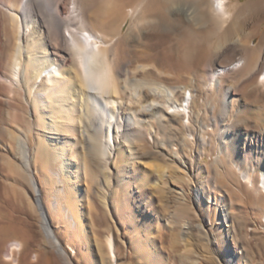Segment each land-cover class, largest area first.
Segmentation results:
<instances>
[{"label":"bare ground","instance_id":"obj_1","mask_svg":"<svg viewBox=\"0 0 264 264\" xmlns=\"http://www.w3.org/2000/svg\"><path fill=\"white\" fill-rule=\"evenodd\" d=\"M224 1L0 0V211L10 206L14 214L20 213L32 223L37 221L43 240L54 248L53 254L60 264L70 263L63 259L64 252L48 225L31 164L33 158V161L44 165L50 175L59 178L50 167L52 158L48 149L36 134L41 132L42 118L55 116L65 133L74 134L75 125L79 126L78 120L84 117L91 126L90 131L95 134L99 129L96 109L99 100H110L99 103L98 108L111 119V110L118 107L112 99L122 93L127 94L129 102L143 99V96H157L167 99L169 105L163 113L158 104L147 100L135 108L136 112L133 109V114L128 112L133 116V123L126 130L138 125L140 128L143 124L141 119H135L137 114L140 118H155L159 124L163 120L175 123L178 111L186 114L196 104L193 90L196 77L189 80L190 84L182 82L184 73L192 71L206 74V87H214L217 93H221L219 119L224 121L231 112L229 106L235 89L233 86L223 88L222 80L230 78L235 82L243 77L245 82L240 92L245 93V102L253 109L237 110L241 122H235L229 131L223 130L220 147L222 150L226 143L233 149L238 164L249 161L255 166L241 171L239 166L231 165L250 188H255L252 175L258 170L260 186L257 190L264 192V47L253 56L247 47H242V55L232 51V43H237V38L243 35L250 22L257 23L256 31L262 26L264 28V0H249L243 4ZM216 36L220 37L219 42L217 39L213 41ZM10 94L20 95L27 107L32 104L36 120L26 119L20 107L11 106ZM13 118L18 122H10ZM111 121L106 125L108 146L114 144L112 139L118 132ZM58 127L48 125L45 133L56 135ZM162 127L161 123L159 128ZM234 130L235 137L232 136ZM33 132L36 134L34 139L31 138ZM81 132L88 145L98 150L99 142L84 128ZM37 139L39 142L35 144ZM45 139L52 142L56 138L46 136ZM137 143L131 142L130 146ZM127 145L124 142L120 148L123 171H127L128 178H134L138 192H143L144 187L151 190L157 184L163 186L164 191L170 190L167 168L147 160L129 163L130 151L125 150ZM241 150L248 156L246 162L243 161L245 158L238 157ZM59 159L63 167L70 164L65 163L68 158ZM75 159L83 169L82 154L76 153ZM80 176L81 172L75 176L76 182H81ZM25 179L30 185L29 197L19 189L20 182ZM62 189L58 188L52 210L62 212L64 220L77 231L79 219L59 198ZM87 206L90 203L85 189L84 197L78 199V213L83 214L88 208L84 212L82 208ZM225 219L224 214L222 223ZM4 220L0 217V227L5 225ZM134 227L138 232L147 230L143 222ZM107 246L113 256L112 237H108ZM138 248L139 245L134 244L136 251ZM142 249L139 250L141 259L156 264ZM22 250L21 241L4 243L0 236V264H20ZM28 258L27 254L24 259Z\"/></svg>","mask_w":264,"mask_h":264},{"label":"rangeland","instance_id":"obj_2","mask_svg":"<svg viewBox=\"0 0 264 264\" xmlns=\"http://www.w3.org/2000/svg\"><path fill=\"white\" fill-rule=\"evenodd\" d=\"M247 1L249 0L224 2L243 4ZM256 29L257 23L250 22L246 25L243 35L237 38V43H232V51L242 55V47H247L251 56L256 55L264 47V28L262 26L258 31ZM217 37H213V41L217 39L219 42L220 37ZM189 74L184 73L182 82L190 84L189 80L196 77L193 84L196 104L186 114L178 111L175 123L161 121L162 126L167 124V129H160L161 123L157 119L140 118L137 114L134 115L135 119H141L145 123L140 128L139 125L133 128L135 131L126 130L133 123V116L130 114L134 110L136 112L139 105L141 107L147 100L158 104L163 113L167 111V99L157 96H143L140 101L129 102L127 94L121 93L119 97L111 98L118 105L111 110V119L98 108L99 103H108L110 100L100 99L96 105L100 117L97 126L100 131L98 129L95 134L90 131L91 126L84 117L78 120L79 126L74 124V134L65 133L64 128H60L59 119L54 115L51 119L42 118L41 132L36 134L39 135L41 144L48 149L52 158L50 167L59 178L50 175L49 170H45L44 165L33 161V158L32 171L38 180L40 201L48 225L64 252L63 259L70 264H149L139 256L141 248L149 253L150 260H155L156 264H264V192L257 190L260 186L259 172L257 170L252 175L255 188H250L231 165L239 166L241 171H248L252 163L248 161L246 164H238L233 149L226 143L222 150L220 147L223 130L229 131L235 122H241L242 118L237 117V110L247 107L253 109L246 104L245 93L240 92L245 80L243 77L235 82L230 78L222 80L223 88L233 86L235 89L232 104L229 106V117L222 121L219 119L222 108L221 93H217L214 87H206V74L203 72L191 71ZM175 97L178 102L179 95ZM9 98V101L12 99V103L8 101L9 104L20 107L26 119L29 117L36 120L32 104L27 107L18 94H10ZM131 108L134 109L133 112ZM109 121L118 132L113 136L114 144L108 146L105 134ZM10 122L18 121L13 118ZM48 125L59 126L56 135L45 133ZM83 128L99 142V153L88 145L85 135L81 136ZM235 133L234 130L233 137ZM36 134L33 132L31 138H36ZM46 136L56 139L46 142ZM39 139L37 142L35 140V144ZM123 141L126 145L129 144L125 147V150L130 151L129 163L147 160L167 168L166 174L171 178L167 179L170 190L164 191L163 186L157 184L151 190L144 187L143 192H138L134 178H128L127 171H123L120 154ZM130 141L138 143L130 146ZM76 153L83 156V169L74 160ZM245 155L242 150L238 153L239 159L245 158L244 162L249 160ZM59 158H68L69 161L66 160L65 163L70 164L61 166ZM80 172L81 182H76L75 176ZM20 183L19 189L29 197V181L25 179ZM58 188H63L59 197L63 204L79 219L77 231L64 220L62 212L52 210ZM85 189L90 206L82 208V212L88 209L83 214L79 212L80 215L77 210L78 199L84 197ZM224 214L226 219L222 223ZM0 217L5 219V225L0 227V236L4 243L18 240L23 244L20 264L61 263L53 254L54 248L43 240L37 221L32 223L20 213L14 214L10 206L0 211ZM140 220L145 224L146 232H138L134 227L141 223ZM108 237H112L114 241V257L107 246ZM134 244L139 245L137 251ZM27 254L29 258L25 260Z\"/></svg>","mask_w":264,"mask_h":264}]
</instances>
